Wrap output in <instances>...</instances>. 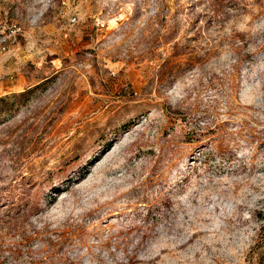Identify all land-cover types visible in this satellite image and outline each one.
Instances as JSON below:
<instances>
[{
    "label": "rangeland",
    "instance_id": "374dc122",
    "mask_svg": "<svg viewBox=\"0 0 264 264\" xmlns=\"http://www.w3.org/2000/svg\"><path fill=\"white\" fill-rule=\"evenodd\" d=\"M0 264H264V0H0Z\"/></svg>",
    "mask_w": 264,
    "mask_h": 264
}]
</instances>
